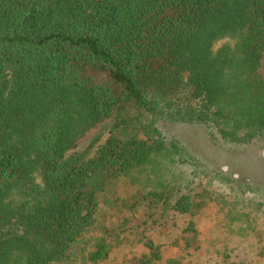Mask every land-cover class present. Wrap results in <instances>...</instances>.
I'll use <instances>...</instances> for the list:
<instances>
[{
    "label": "trees",
    "instance_id": "16d2710c",
    "mask_svg": "<svg viewBox=\"0 0 264 264\" xmlns=\"http://www.w3.org/2000/svg\"><path fill=\"white\" fill-rule=\"evenodd\" d=\"M179 123L217 150L264 133V0H0V264H122L142 200L191 213L190 193L148 187L188 149L163 128ZM140 243L130 264H184Z\"/></svg>",
    "mask_w": 264,
    "mask_h": 264
},
{
    "label": "rangeland",
    "instance_id": "374dc122",
    "mask_svg": "<svg viewBox=\"0 0 264 264\" xmlns=\"http://www.w3.org/2000/svg\"><path fill=\"white\" fill-rule=\"evenodd\" d=\"M114 124V118L97 124L69 154L88 147L93 153L111 135ZM164 126L188 149L164 159L163 167L149 177L148 187L175 192L174 196L188 192L195 205L191 213L180 214L158 203L165 217L170 216L162 219L153 214L149 200H142L129 214L124 243L108 263L130 264L133 255L148 249L140 240L151 239L165 257H177L184 264H264V133L237 151H226L201 138L195 126ZM155 219L159 223H153ZM192 221L196 234L183 230ZM189 237L190 245L185 246Z\"/></svg>",
    "mask_w": 264,
    "mask_h": 264
}]
</instances>
